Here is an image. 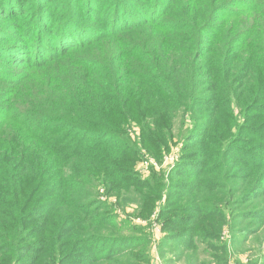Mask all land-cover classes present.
Returning a JSON list of instances; mask_svg holds the SVG:
<instances>
[{
    "label": "trees",
    "instance_id": "obj_1",
    "mask_svg": "<svg viewBox=\"0 0 264 264\" xmlns=\"http://www.w3.org/2000/svg\"><path fill=\"white\" fill-rule=\"evenodd\" d=\"M230 1L0 0V264H151V230L130 219L153 215L163 185L135 164L177 137L160 254L230 264L223 228L264 223V0ZM91 47L105 59L84 57ZM59 56L81 74L76 90L53 77L64 110L19 107L34 73L16 66L48 71Z\"/></svg>",
    "mask_w": 264,
    "mask_h": 264
},
{
    "label": "rangeland",
    "instance_id": "obj_2",
    "mask_svg": "<svg viewBox=\"0 0 264 264\" xmlns=\"http://www.w3.org/2000/svg\"><path fill=\"white\" fill-rule=\"evenodd\" d=\"M232 1V0H231ZM230 1V2H231ZM108 46V44H104ZM119 47V46H118ZM105 51L102 49H97V47H91L88 51L85 52L84 57H89V59H98L100 57L102 60L105 58L102 57L101 52ZM240 54L242 53L239 52ZM62 56V55H61ZM59 56L58 59L52 62H45L48 64L47 70L48 71H40V72H33L28 66H25L27 68L20 67V65L16 66L18 69H23L20 71L22 73V76H26L29 73H34L31 76L30 85H28L24 90V92L20 93L21 89L17 91L16 94V102L18 103L19 107H26V108H34V109H43L48 110L50 106L55 105L60 111H63L64 108L63 105L66 104V101H63L65 103H60L59 100L61 96L58 94L60 91L59 88L57 90L54 88L57 84L54 82L53 77H58L60 73H65L68 78V85L71 88H74L76 90V76L81 75L78 72V66L76 65L73 56H65L61 58ZM83 58V57H82ZM46 60V59H45ZM14 65L10 66L13 67ZM83 71V70H81ZM19 72V71H17ZM86 77V76H85ZM89 77V76H88ZM83 82V81H79ZM19 83V82H18ZM50 87V94L46 91H48V88ZM5 92V89L0 90V94ZM8 94V90L3 94ZM62 94V92H61ZM58 97V98H57ZM10 101V98H6V102L8 103ZM204 114V113H203ZM200 117H203L201 115ZM7 131H22L18 126H15L13 128H8ZM175 133H178V131L175 130ZM258 145L252 144L250 146H246L242 144V147L245 149H249L250 151L258 150L255 148ZM196 143L191 147L190 151H196ZM181 143L179 140V137H177L172 144H170L169 151L163 152L162 156H156L155 153H153L151 150H149L148 147L144 146V148L141 149V156L140 160H138L135 164L136 171L140 174L143 180L151 179L152 182L155 184L160 183L163 185V187L157 186V190L159 191L161 198L156 201V209L153 215L151 217H147V213L142 214L145 217L142 216H134V218L130 219L131 222L135 225H138L142 228H147L148 230H151V235L154 240V244H150L145 248L143 252L148 253L149 257H151V264H188L185 260L178 261L177 259L180 257L181 254L173 252L172 250L175 248L174 246H170L169 251L165 256H161L160 252V241H161V235L162 234H156L152 232V230L155 227L151 226L158 225V227L161 229L162 233V224L160 222H156L158 212L160 207L163 205H169V201L166 200L167 192L169 191L168 185L171 179H174V176H172L173 170L176 168L178 162L180 161L181 157ZM237 157V156H234ZM148 161V165L145 163ZM236 167V168H235ZM235 170V175L239 177L240 185H243V183H247V179L245 176L247 173L243 172V167L241 164L236 163L233 167ZM178 180V179H177ZM180 180V179H179ZM200 182V179H199ZM236 183V182H235ZM204 189V188H203ZM98 193L101 197L104 198V201H108L112 205H116V197L108 195L110 198L105 196L104 189L98 188ZM145 190H143L144 192ZM260 198L264 197V194L262 196H259ZM175 201H177V207H181L182 204L185 202V199H182L181 197L176 198ZM174 205V204H173ZM176 205L172 206L175 207ZM139 210V207L137 204L130 205L125 209V212L127 214L133 215V213H136ZM125 216V215H124ZM126 217V216H125ZM147 217V219H146ZM174 217H177V215H174ZM164 220V219H163ZM248 221L239 222L237 221L235 226L237 229H241L243 225H245ZM244 223V224H242ZM205 224V222H202L199 224L202 225ZM242 224V225H241ZM264 224V223H263ZM258 225L254 223L252 227L249 226V228H253L255 231H257L255 234H250V236H247L245 234L241 235H232L229 232L228 226H225L222 231V241L226 244L227 248V259L230 262V264H248L250 261H256L260 259L262 256H264V225ZM248 225V224H247ZM149 230V231H150ZM234 238V244H230L229 241L231 240V237ZM174 260L169 261L168 260ZM205 257H197L193 261L195 264H201L202 261L205 260Z\"/></svg>",
    "mask_w": 264,
    "mask_h": 264
},
{
    "label": "built area",
    "instance_id": "obj_3",
    "mask_svg": "<svg viewBox=\"0 0 264 264\" xmlns=\"http://www.w3.org/2000/svg\"><path fill=\"white\" fill-rule=\"evenodd\" d=\"M148 165V161L145 162ZM153 227H155L152 231L156 234H161V229L158 227V225H154Z\"/></svg>",
    "mask_w": 264,
    "mask_h": 264
}]
</instances>
